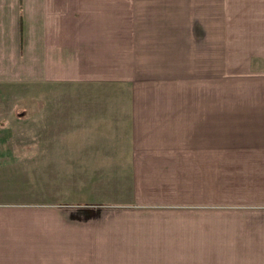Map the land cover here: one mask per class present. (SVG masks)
Instances as JSON below:
<instances>
[{
	"label": "crops",
	"instance_id": "1",
	"mask_svg": "<svg viewBox=\"0 0 264 264\" xmlns=\"http://www.w3.org/2000/svg\"><path fill=\"white\" fill-rule=\"evenodd\" d=\"M222 11L262 71H196ZM47 83L49 126L0 100V264H264V0H0V88ZM28 119L53 154L12 152Z\"/></svg>",
	"mask_w": 264,
	"mask_h": 264
},
{
	"label": "rangeland",
	"instance_id": "2",
	"mask_svg": "<svg viewBox=\"0 0 264 264\" xmlns=\"http://www.w3.org/2000/svg\"><path fill=\"white\" fill-rule=\"evenodd\" d=\"M225 16V11L219 12V21L218 27L215 30V37L213 36L212 32V43L211 45H208V49L209 47L211 48L210 51H208L209 55H211L210 58H208L205 54V51H203L202 53L198 54V67L192 65L191 68L196 67V71H199L198 69H201L200 71H262L259 69V66L263 65V61L253 56H255V54L258 52L263 53V45H250L247 43L243 46L240 45L241 43L234 45L235 43H232V41L235 40V36L240 35L242 31L240 27L236 28L235 26H232L233 28L231 31H229L230 29L228 30L226 27ZM240 46L242 48H240ZM65 98V87L53 86V83H47L46 85H29L28 87L22 89L15 86L5 89L0 88V100H25V102H43L41 104L42 107L40 105L38 107L37 104L33 107L19 108V110L26 109L27 117H31L33 115L34 117L35 115L41 116L42 122L47 123L48 126L50 122L49 117L53 115V100ZM44 101H47L48 104ZM0 111H2L1 108ZM35 118L37 119V117ZM52 119L53 118H51V120ZM18 125L21 127L22 123H18V121H12L10 125L12 127L10 135L15 134V139L10 140L9 142L12 152L17 153L19 149L24 150L26 148L36 149L38 154L42 155L41 158L47 157L45 155L53 154V133L49 130H45L46 124H43L42 126V133L38 134L39 127L37 126V122H35L36 126L34 127L33 120L28 119V122L24 125V127L28 128V130L27 132H24L26 135L23 139L20 136L21 131H19L17 135V131L19 130ZM29 127H34L35 131L33 132V130L29 129ZM39 135H41L42 138H34ZM23 145L25 148L22 147ZM41 167L45 168L46 166ZM25 175L28 187L26 189H22L20 194L24 195L27 199H34L36 202L40 201L44 203H53V198L56 200L62 199L67 193V190L64 188L66 173L37 170L27 171ZM70 196L76 198L78 197V195L73 194ZM49 203L43 206L53 207V204ZM46 233L47 234L44 236L45 239L42 240V243H50V241L53 242V239H51V233H53V230L46 229ZM49 248L53 250L52 247ZM45 255H48V257H46L48 259H43L42 264L52 263L51 259L53 257V253H46Z\"/></svg>",
	"mask_w": 264,
	"mask_h": 264
}]
</instances>
